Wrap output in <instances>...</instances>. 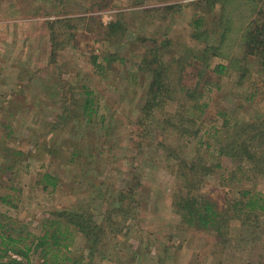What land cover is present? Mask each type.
I'll return each instance as SVG.
<instances>
[{
    "label": "rangeland",
    "instance_id": "374dc122",
    "mask_svg": "<svg viewBox=\"0 0 264 264\" xmlns=\"http://www.w3.org/2000/svg\"><path fill=\"white\" fill-rule=\"evenodd\" d=\"M256 25L264 0H0V213L40 234L48 211L81 205L104 229L97 241L75 231L70 256L79 264H257L264 214L244 226L233 220L223 243L183 224L172 206L173 194L191 189L225 208L238 191L221 175L234 163L215 155L213 132L222 111L242 128L264 116V67L244 52ZM157 39L168 43L157 54L174 90L147 115L149 76L136 65ZM109 52L125 59L98 74L92 55ZM82 86L98 105L86 126L77 118ZM245 143L264 168V132ZM181 161H194L196 187L183 186L192 173L182 175ZM44 171L60 181L51 194L35 183ZM256 178L264 192V173ZM121 197L123 210L113 211Z\"/></svg>",
    "mask_w": 264,
    "mask_h": 264
},
{
    "label": "trees",
    "instance_id": "16d2710c",
    "mask_svg": "<svg viewBox=\"0 0 264 264\" xmlns=\"http://www.w3.org/2000/svg\"><path fill=\"white\" fill-rule=\"evenodd\" d=\"M111 26L116 25L113 22ZM114 30L113 28L112 31ZM166 44H168L167 41L165 43L157 39L146 45L136 65L137 72L141 71L149 76L146 100L142 106L143 114H151L154 107L164 104L165 99L171 98L174 90L171 88L166 72L168 65L163 61V55H160L159 58L157 54L161 45ZM244 52L251 56H257L258 61L264 67V26L256 25L248 31ZM98 57V54L92 55L93 65L96 67L95 71L103 75L106 73L108 64L110 65L113 61L123 62L125 59L124 55L116 52L103 54L101 61L98 60ZM104 62L106 64H103ZM213 67L214 72L218 73L225 69L222 63H217ZM81 89V102L76 106L80 116L77 118H82V123L85 122L86 126L97 116L98 105L95 106L97 101L94 100L92 90L84 86ZM193 91V89L186 90L188 97L193 95ZM194 105L193 108L201 110L206 102H198ZM68 111L69 107L64 105L62 116L58 115L61 116V121L64 124L69 123ZM75 111L77 112V109ZM221 116V126L219 130L215 128L213 132L221 137V144L218 151H215V155L218 157L225 155L233 160L234 165L224 167L227 173L221 175L229 179L235 178L238 191L230 199L229 206L225 204V208H220L218 203L208 195L205 196L204 192L199 190L192 192L191 189L173 194L172 206L180 214L183 224L207 232L212 235L214 240L225 243L230 239L233 220H237L244 226L254 223L260 215L264 214V192L256 188V175L264 173V168L260 162L256 161L258 159L257 147L255 150L254 147L251 148L252 144L245 143L248 140L249 142L255 140L264 132V116L254 122H248L247 127L243 128L237 119H230L229 116H226L225 111L221 112ZM71 119H73L72 116ZM247 128H253L250 130L251 134L241 140L243 133L245 134V131L249 130ZM71 146L68 148L70 149L69 153L74 157L77 150L72 140ZM18 152L16 151V153ZM71 156H69L70 161L73 158ZM180 163L184 166L182 169L186 171L182 175L186 176L192 173L190 180L187 179L183 186L196 187L194 180L197 172L194 161H181ZM218 165L222 166L219 162L213 166ZM212 168H206L207 172ZM40 176L35 183L43 192L51 194L57 190L60 181L55 174L44 171ZM2 200L5 201V198ZM125 200L124 197L119 198L117 202L121 206H113V211L123 210ZM47 215L41 224L40 234H32L28 230L16 226L17 223L11 217L0 213V264H34L32 256L36 253L40 258V262L36 264H79L80 260L77 257L70 256V245L75 239V231L81 232L88 240L95 241L100 240V235L103 233L104 228L95 222L93 215L82 209L81 205H75L73 208L52 209L47 212ZM25 240H29V242ZM259 258L261 261H257V264H264V254L263 258Z\"/></svg>",
    "mask_w": 264,
    "mask_h": 264
}]
</instances>
